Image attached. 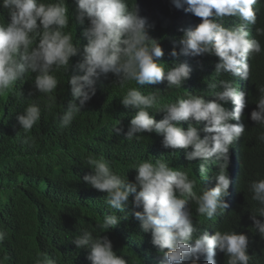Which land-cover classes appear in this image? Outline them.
<instances>
[{
	"label": "clouds",
	"instance_id": "9594fccd",
	"mask_svg": "<svg viewBox=\"0 0 264 264\" xmlns=\"http://www.w3.org/2000/svg\"><path fill=\"white\" fill-rule=\"evenodd\" d=\"M151 1L137 0V6L134 3L130 7L129 0H75V21L81 25L85 19L89 21L83 31L87 43L81 53L80 41L66 31L70 24L66 0H0V15L7 16L0 21V95L10 92L27 74H35V92L45 95V107L50 110L56 103L53 93L61 84L56 74L66 75L71 58L82 55L76 68L83 74L67 78L73 99L59 116L61 128L69 127L83 105L95 95L100 77L112 73L122 88L133 81L138 86L128 87L121 96V104L135 110L125 139L139 140L145 132L161 135L164 148L184 149L188 161L199 159L200 178L211 173L215 179L214 187L202 186L198 194L194 191L197 179L189 175L191 169L171 167L163 158L149 156L134 162L129 169H135L136 176L130 181L126 174L113 171L104 157H86L82 162L92 171L82 180L107 194L105 202L110 209L95 227L81 228L72 239L78 249L88 250L91 264H128L113 250L108 236L101 233L128 219L125 209L129 203L140 209L134 215L142 231L151 232V243L162 254L158 264H201V256L206 257L203 264H216L217 251L225 254L227 264H249L252 255L248 252V235L235 230H216L211 235L206 229L201 231L194 222L189 202H194L196 213L209 221H215L228 208L225 198L231 183L227 172L229 150L245 133L244 124L231 121H240L246 100L234 80L215 77L228 74L249 78L250 57L264 51L258 39L250 38L248 30L249 25L257 22L255 6L259 0H172L176 8H184L201 18V22L194 28L181 29L180 50L173 48L171 56L211 54L219 59L214 66V78L207 81V94L214 99L188 93L186 98L178 97L174 103L163 104L159 90L146 94L141 86L166 81L168 89H180L190 78L192 68L184 62H174L171 67L160 62L164 55L161 44L149 35L147 18L139 14L151 13ZM224 17H237L241 23L226 27ZM256 31L257 35H264V29ZM258 92L257 107L250 118L264 127V85L258 87ZM229 101L234 105L232 110L225 107ZM155 112H163V118L157 121L150 114ZM40 118L39 103H31L17 116V121L28 133ZM181 121L189 122L187 129L179 126ZM201 122L203 127H198ZM113 129L116 134L123 131ZM201 132L205 134L203 137ZM30 140L25 136L22 142L27 144ZM258 140L264 142V133L259 134ZM210 165L217 170L213 172ZM248 188L251 199L258 204L250 210L253 229L264 238V220L258 218L264 217V179L251 181ZM8 235L0 227V243ZM0 264L4 263L0 260ZM35 264H56V261L47 254H39Z\"/></svg>",
	"mask_w": 264,
	"mask_h": 264
},
{
	"label": "trees",
	"instance_id": "16d2710c",
	"mask_svg": "<svg viewBox=\"0 0 264 264\" xmlns=\"http://www.w3.org/2000/svg\"><path fill=\"white\" fill-rule=\"evenodd\" d=\"M137 0H129V6ZM75 0H66L70 14V24L66 31L73 33L74 40L80 41L81 53L87 43L83 36L89 21L83 25L75 21L77 8ZM151 13L139 14L147 18L148 33L157 39L164 55L160 62L166 67L174 62H184L191 66L190 78L182 88H167V82L155 85H143L141 90L146 94L159 90L161 103H174L178 97L186 98L188 93L203 94L206 100L214 99L208 95L207 81L214 78V66L218 57L211 54L200 56H171L173 48L179 52V40L183 35L181 29L194 28L201 18L184 8H176L172 0H153L149 2ZM184 7H187L185 5ZM141 8V4H140ZM257 22L249 25L250 38H256L264 48V35H257V28L264 29V0L255 6ZM5 17L0 15V21ZM10 19L8 18V21ZM226 27L241 23L237 17H224ZM82 55L71 58L70 67L65 74L57 73L61 84L53 93L56 103L49 110L45 107L44 94L35 92L33 80L35 74H27L26 79L17 81L14 88L0 95V227L8 231V239L0 243V260L4 264H35L39 254H47L55 259L56 264H91L87 259L88 250L78 249L72 239L81 228L95 227L103 216L110 212L105 200L106 193L86 184L82 177L92 170L82 161L88 156L104 157L110 161L113 171L126 174L130 181L135 180L136 170L129 169L138 161L151 156L168 160L171 167L181 170L191 169L190 178L197 179L194 191H201L202 186H215L211 173L207 178H200L199 159L188 161L184 149L164 148L163 137L156 133H143L140 139H125L130 120L135 110L121 104V96L128 87H138L135 82L127 83L123 88L116 83L112 73L102 75L96 84V92L87 101L69 127L61 128L59 116L71 101V86L67 78L82 75L76 65ZM250 75L248 79L240 76L222 74L215 79H232L238 88L245 93L246 107L240 121L245 126V133L237 139L229 150L230 168L227 169L231 180L229 195L225 198L228 208L216 218L209 221L196 213V204L189 202L194 222L201 231L214 234L216 230L245 233L249 237L248 252L252 255L249 264H264V238L253 229L250 210L257 207L251 199L249 184L256 179H264V142L258 136L264 133V127L251 120V112L256 109L259 97L258 87L264 85V51L249 59ZM30 93H34L30 95ZM39 103L41 118L30 132L25 133L17 121L25 107ZM79 103V100L76 101ZM234 108L229 101L225 107ZM230 110V109H229ZM159 121L163 112L150 113ZM195 124V122H192ZM189 122L181 121L179 126L187 129ZM114 127L122 128L116 134ZM198 127H203V122ZM201 137L205 135L200 133ZM31 138L30 143H23V138ZM174 153V154H173ZM213 172L215 165H210ZM130 201L132 197L130 196ZM129 203L125 209L128 219L121 220L117 226L101 235H107L112 241L113 250L123 256L128 264H158L162 257L151 243V232H143L139 220ZM123 215L122 213H116ZM264 220V217H258ZM99 230L97 229V233ZM206 257L201 256L203 264ZM216 264H227L224 253L217 251L214 257Z\"/></svg>",
	"mask_w": 264,
	"mask_h": 264
},
{
	"label": "rangeland",
	"instance_id": "374dc122",
	"mask_svg": "<svg viewBox=\"0 0 264 264\" xmlns=\"http://www.w3.org/2000/svg\"><path fill=\"white\" fill-rule=\"evenodd\" d=\"M229 109L232 110L233 108L229 106ZM229 168H230V163L228 164V168L227 169H229Z\"/></svg>",
	"mask_w": 264,
	"mask_h": 264
}]
</instances>
